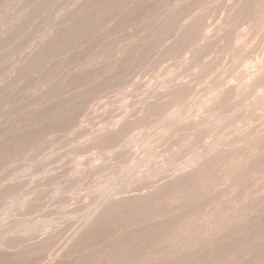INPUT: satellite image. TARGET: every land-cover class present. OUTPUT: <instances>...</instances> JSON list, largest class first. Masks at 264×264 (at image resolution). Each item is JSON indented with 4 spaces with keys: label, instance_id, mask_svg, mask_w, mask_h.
I'll return each instance as SVG.
<instances>
[{
    "label": "rangeland",
    "instance_id": "374dc122",
    "mask_svg": "<svg viewBox=\"0 0 264 264\" xmlns=\"http://www.w3.org/2000/svg\"><path fill=\"white\" fill-rule=\"evenodd\" d=\"M73 1H75V0H68L67 2H65L68 4H65L64 0H62L61 1L62 4L61 3L58 4V2H60L58 0H0V46H2V48L5 47L4 49H1V47H0V50H2V51H0V65L5 64V66L4 65L0 66V85H1L0 86V105H1V107L5 106L4 108L7 111H9V113H8L4 110L6 113H8V114H6V113L4 114V111H2L3 107L1 108L2 110L0 109V112L2 111V115L0 114L1 115L0 121L2 119L7 120V121L0 122V160L5 159L10 154L19 153L28 147L34 146L35 144L39 143V141L43 138L44 135H46L48 133L67 130L70 126H73V125H75V123L78 122L79 117L86 110L88 104H90L101 93L111 92L112 90L116 89L121 84H123L126 77L128 76V74L133 72V70L136 67L145 64L151 58L150 53H152L153 48L156 46L155 42L159 41L161 35L163 34V33L157 32V28L159 27V22H158L159 21V13L161 12V9L165 4H171V3L175 2V0H128L132 3L131 4L130 2H127V0H124V1L121 0L120 2H119V0H117V2H116V0H111V2L109 0V5H108V0H106V1L105 0H98V1H101L99 3V6H98L97 0H89L90 2L88 0H86L87 2H89V4L84 0H79V2L77 0V1H75L76 4H74ZM82 1L85 4H82L81 3ZM103 1L107 5L105 3H103ZM132 1H134V4ZM124 2H126V4ZM205 2H207V0H192V4L189 5V8L199 7L200 4H203ZM78 3L80 4L79 7H78ZM260 3H261V0H233V5L228 6V0H220V3L215 7V9L210 10V12L208 14H206V16L198 18L200 21L199 23H194L193 25H190L189 26V28L191 27L190 29L185 28L184 31L186 29H188L185 35L183 34L184 31H182V32H180L179 36H176V29L179 26L178 21L169 20L168 24L164 28V32H167V38L168 39H172L173 37H175V39L173 40L172 45H170L169 48L165 50L166 53H168L170 55H182L184 53V51H186L188 49H194L192 63L184 70L185 73H189L191 71V69L193 67H196L197 65H202L206 57L212 56V59L208 61V64L204 65V68L207 69V71H202L200 75L193 77V80H196L197 82L202 81L205 76H207L211 73V71H214L217 67H219L224 62L226 56L229 57L228 58V65L231 66L233 59L235 57L239 56L242 52H244V48L247 46V44L251 43V37H250L249 40L244 45H241L242 47L240 46L239 48H235V41L237 39V29L240 26V24L252 21L253 26H254L253 35L256 34L255 29H258L260 27L258 17L251 14L253 6L260 4ZM54 4H55V6H54ZM63 4H65V6ZM110 4H114L115 7L113 5H111L112 6V8H111ZM123 4H125V5H123ZM236 4H240V8L237 9L236 13L233 14L231 17L226 15L225 18L221 21V23L216 26L212 35L207 38L206 42L202 45H199V41L202 39L203 28L206 26L207 15H210L211 11L215 12V16L212 17V24L215 25L216 21L220 19V13L222 11H225V10L227 12H231L232 7L235 6ZM72 5H73V7H71ZM74 5H76V7ZM82 5H83V7H82ZM87 5L89 6V9H88ZM91 5H93V6H91ZM56 6L58 7V9L60 11L58 10V12H55V11H57V9L55 10ZM80 6L82 9H85V10H82L80 8ZM96 6H98V8H99V9L97 8L98 11H96ZM108 6H110V7H108ZM60 7H63V8L60 9ZM65 7H67V8H65ZM93 7L95 8V10H94L95 12L91 11V12L86 13L87 10H92ZM74 8L75 9L77 8V9L75 10ZM78 8H80L79 13L77 12ZM103 8H105L106 10H108L107 8H109V10L110 9L111 10L110 11L108 10L109 11L108 12V11L104 10ZM64 9H66V10H64ZM67 9H68V13L69 12L72 13V14H70L72 17L70 16L69 19H67V17L69 16V14L67 13ZM52 10H55L54 11L55 13L50 12ZM69 10H71V11H69ZM74 11L77 13H74ZM241 11L244 12V14ZM48 12H49V15H48ZM97 12H98V14H97ZM94 13H96V15ZM52 14L53 15L55 14V16H53ZM57 14L60 15L61 17L57 16ZM74 14H78L77 16H79V15L82 16L85 14L86 15L83 16L84 18L82 17L81 18L82 20L80 19L81 20L80 21L76 15L74 17ZM81 16H79V18ZM104 16H106V17H104ZM73 17L76 18L77 21H74L76 19H73ZM96 17H97V19H96ZM42 19H44V20L48 19V21L45 20L47 23ZM56 19H57V21H56ZM69 20H72V21H69ZM83 20H84V24H83ZM63 21H65L67 23V25L65 24V22L63 23ZM78 21H80L81 25L83 24L82 25L83 27L81 25H79V23H77ZM39 22H41L42 24ZM49 22H51V23H49ZM52 22H53V24H52ZM68 22H72V23H68ZM91 22H94V23L90 24ZM43 23L45 24V26ZM75 23H76V25H75ZM49 24H52L53 26L49 25ZM64 24H65V26H64ZM88 24H90V25H88ZM35 25L36 26L40 25V28H39V26H37V28H35L36 27ZM73 25H75L77 29L75 28V26L73 27ZM78 25L81 26L80 27L81 29L80 28L78 29V27H79ZM71 26L73 28H75L76 32L73 33L74 29H72ZM207 26H210V25H207ZM53 27H56V28H53ZM66 27L69 28L71 33L69 32V30ZM33 28H35V32H34ZM59 29H62L63 31L60 30L62 32L59 33ZM44 31L46 32V34ZM81 31H83L82 32L83 34L81 33L82 35L80 34ZM27 32H28V34H27ZM38 32H41V34H39ZM42 32H44V33L42 34ZM65 32L66 33L68 32V34H66ZM16 33H18V35ZM30 33H32V34L35 33L34 37H36V38H32L33 35ZM56 33H59L61 36H64V38H65V35H67V36L70 35V37L68 39L69 41L67 40L68 37H66V40H64L63 37H61L60 35L58 36ZM29 34L32 37H30ZM38 34L40 35L41 39L38 38V36H39ZM22 35H25V36H22ZM77 35H79V36H77ZM85 35H86V37H85ZM187 35H188V37H187ZM81 36L84 39H82ZM21 37L22 38L25 37V38L22 39ZM42 37H44V38H42ZM52 37H54L56 40L52 39ZM57 37H58V39H57ZM59 38H62V39L60 40ZM35 39L40 40L41 44L39 43L38 40L35 41ZM12 40H14V41L16 40V43L14 41L12 42ZM50 40H55V41H50ZM57 40L60 43V45H57V44H59L57 42ZM62 40L65 41L64 44L62 43ZM71 40H72V42H71ZM137 40H138V42H137ZM45 41L48 43H45V45H44L43 43ZM139 41H141V42H139ZM262 41H264V38H262ZM7 42H10V43L7 44ZM54 42H55V44H54ZM14 43L16 46L14 45ZM18 43L20 45L17 46ZM11 45H12V47H11ZM50 45H51V48H50ZM197 45H199V46L197 47ZM6 46H8V47H6ZM13 46H14V48L16 47L15 50H14ZM19 46L23 51L20 50ZM43 46L46 47L45 50H43V48H41ZM29 47H31V49ZM55 47H57V48H55ZM252 48L250 49V51L245 53V55H244L245 59L251 58L255 53H257L259 51L260 43H257ZM254 48H256V49H254ZM8 49H12V50H10V52H9ZM37 49H39L38 52L36 51ZM40 49H42V51L45 52V54L42 51H40ZM49 49H51V50H49ZM13 50L16 52L15 54H13L14 53V52H12ZM50 51L55 53V55L52 53L53 54V56H52ZM67 51H70V52H67ZM108 51H110V53ZM19 53H22V54H19ZM16 54H18V55H16ZM41 54H44V56L47 55L48 57L47 56L43 57V55H41ZM40 55L42 58L39 57ZM26 56L28 58H26L27 60L24 61ZM34 58H36L37 60ZM46 61H48V62H46ZM59 61H61V62H59ZM33 62H35V63H33ZM41 63H43V64H41ZM36 64H38L37 65L38 68L34 69V67H36ZM11 65H14V66L11 67ZM34 70H36V71H34ZM183 74L184 73H181V75H183ZM17 77H18V79H17ZM50 77H51V80L49 79ZM44 79L51 82V85L49 84V82L47 83V81H45ZM1 80H2V83H1ZM15 80H17L18 82L17 81L16 82L20 85H18L15 82ZM260 82H264V77L258 78L257 83H260ZM14 83L17 85L15 86ZM42 83H43V85H42ZM44 83H45V85H44ZM38 84L40 86H38ZM47 84H48V86H47ZM32 87H34L35 89ZM36 89L38 91L42 90V92L36 91L37 92V94H36V92L34 91ZM30 91L31 92L33 91L35 93L32 92V94H31ZM44 91H46V94L42 95L43 93H45ZM174 91L175 92L172 93L173 95L181 94V92L183 95H187V94H190L193 91V89H190V88H188L187 85H184L183 87H178ZM234 91H235L234 89H232V90L230 89L229 93L231 94ZM29 92L31 95H28ZM40 95L42 97L41 99L39 98ZM43 96H44V98H43ZM160 96H157L156 102L149 105L150 109L153 112H156L163 107V105H161L159 102L161 100H163L164 97H162L163 95H160ZM24 98L25 99L27 98L24 101H28V100L29 101L26 103L24 102V104H23V100H19V99H24ZM32 98H34L35 101L32 100ZM45 98L47 99L46 102H45V100H46ZM16 99L19 100V102L15 101ZM7 101L10 105H8V103H6ZM36 101H37V104H34V103H36ZM40 101H44V104H43V102H41V104H43V106L38 105V104H40ZM1 102H2V104H1ZM4 102L7 104V106H9L11 108L7 107L6 104H3ZM13 102L14 103L17 102V103L14 105V104H12ZM18 103L19 104L21 103V105L19 106ZM152 105H153V107H152ZM36 106H38L39 108L38 107L36 108ZM9 109L10 110L12 109L11 110L12 113H10ZM33 109H35L34 110L35 113H32ZM37 109H38V111H37ZM30 110L32 112H29ZM31 113H32V115H31ZM9 114H11V117H9L10 116ZM24 115L26 117H28L27 118L28 120L30 118V120L29 121L25 120L26 117ZM33 115H34V117H32V119H31L30 116H33ZM3 117H5V118L7 117V119H5ZM8 118H9V120H8ZM106 119H107V117L102 116L101 122H103ZM23 120H24V122H23ZM18 121H20V122H18ZM123 129L119 133H113V134H109V135L103 137L102 138V145L103 146H113V145L117 144L119 142L120 136L123 135L124 132L127 130L126 128H123ZM86 150L87 149H81V151H86ZM39 170L40 169L38 168L37 171H39ZM66 171L67 170H65V172ZM64 174L65 173H61L60 175H64ZM183 177L184 176H182L180 178H183ZM56 179H59V176L56 177ZM196 180L197 179L195 178L191 182V184H190V186H188V189L186 192H185V190L182 191V185L181 184L177 185L176 187H172L173 189L172 188L168 189L169 187H166L169 190L168 194L166 192L165 195L160 197L161 200L159 199L158 201H156L155 204H152L151 208H150V206L147 207L145 210L146 212L143 211L142 213H140L139 216L135 220H130V221L125 223L124 221H120V220L115 219L116 223H113L115 226L112 224V222H114V221L111 220L110 223L109 222L105 223L106 228H105V224H102V231H101V225H100V226L93 228V229H96L95 231L93 229H92L93 231L90 230V232L92 231L90 233L89 230L86 228L87 225H85L83 222L87 217H91V219H92L97 214V212L95 211L94 208L89 209L86 212L84 217H78L77 219H62V217L73 216V215H76L77 213L84 212L85 208H87V205L78 204V206L76 208L71 209L67 213L61 212V211H59V209L49 208L48 211L42 212L41 215L39 217H37V219L43 220L45 222L51 221L52 222V230H54L53 232H52V230L45 232L44 231L45 225H43V224L38 225L37 230L30 231L27 235H21V234L17 233V234L6 236L3 231H0V264H106V262H107V264H130L132 262H133L132 264H135L136 262H139V264L140 263L141 264H143V263L147 264L148 262H146V261H148V260H149L148 264H150L151 262H154V264H160L161 262L165 263V262H163V260L166 262H170L172 264H173V262H175V260H176L175 264H178L179 262H180V264H186L188 261L187 259H189V261L187 263V264H189V262H191V263L193 262V257H194L195 264H201L203 257H204V259H203L202 264L204 262H206L207 259H209L208 261H210V262L212 261L211 262L212 264H214V263L215 264H219V263L220 264H222V263L223 264H228V263L233 264L234 262H235V264H238L240 262V261H238L239 258H240L239 260H241V259L243 260L242 261L243 264L251 263L250 262V261H252L251 259H253V260L255 259L254 262H256V263L258 262V264H261L262 263L261 261L264 258V246H262L264 243L263 242L264 241L263 240L264 239V228H263L264 227V201H263L264 196H261V198L263 197L262 200L259 197L260 200H258V201H257V199H259V198L254 197V196H258L254 193H257L259 191V188H257L258 189L257 190L256 188L252 187L254 181L248 182L245 186L244 182H243L244 178L242 176H239V174H238L237 179L236 178L233 179L227 186L221 187L222 189L220 187H216L217 189L215 188V190L218 191V192H216L213 188H211L208 185H204L205 187H201V185L198 184L199 182ZM49 182H51V181H49ZM231 184L234 186H232ZM241 185H242V189L240 187ZM166 186H168V185H166ZM196 188H197V191H196ZM198 188H200V189H198ZM209 189H210V193H209ZM237 189L238 190L241 189L240 190L241 193H240V191H237ZM248 189L256 190V192L251 191L246 196V192ZM193 190H194V192H197V193H194ZM133 191L135 192L138 190H133ZM191 191H192V193H191ZM236 192H237V194H236ZM186 193L188 194V196ZM203 194H205L207 197L206 196L203 197ZM230 194L231 195L234 194V195L231 196ZM240 194H242V196ZM44 195H47V193H45ZM133 195L127 196L125 198H128V197L132 198ZM210 195H211V197H210ZM215 195H216V197H217V195H219L217 197L219 199H217V198L215 199ZM251 195H252V197H251ZM137 196H141V195H137ZM137 196L134 195V197H137ZM239 196H241V197L239 198ZM229 197L230 198L234 197L237 200H235L234 198L231 200V199H229ZM125 198H123V199H125ZM203 198H205V199H203ZM212 198H214V200ZM251 198H253V199L256 198L255 199L256 201H253V199H251ZM119 200H121V199H119ZM205 200L209 204L206 203ZM229 200H231V201H229ZM219 201H220V203H219ZM227 201H228V203H227ZM245 201L256 202V204L248 203ZM262 201H263V203H262ZM56 203H60V202L58 201ZM200 203H201V205H199ZM203 203H205L206 205ZM217 203H219V204L217 205ZM246 203H247V205H245ZM228 204H230V206ZM192 205L195 209H193ZM225 205H227V206L225 207ZM244 205L249 206V207H251V205L256 206V208H258V209L255 208V210H252V208H250V210H249L246 207L245 208L246 211H245L244 207H242ZM257 205H260L261 207H259V206L257 207ZM239 207L241 209H244V210H241ZM196 208H198V211ZM210 209L212 210L210 212H214L213 210L215 209V211L217 213H219L218 211L220 209L222 210V211H220L222 213L219 214L220 216H218L217 220H215V219L212 220L211 217L206 216V215L204 217V220H200L199 218L196 220L195 216L198 215V213H200V212L201 213H207ZM231 209H234V210H231ZM202 210H203V212H202ZM237 210L240 212L243 211L242 214H245L246 212H248V210H249V212L246 213V215H243V217H242L241 216L242 214L240 215ZM148 211H150V212H148ZM185 211H186V213H185ZM183 212L185 213V215ZM194 212H195V214H194ZM234 212H235V214H234ZM236 212H238V213H236ZM147 213H148V216H146ZM182 213H183L184 217H182L183 216L182 215L181 219H184V218L190 219V217H191V219H190L191 225L190 226L188 225L187 228L182 230L183 232L179 231V233H177V234L172 233V234H175V235H173L174 238L172 237V234H169V233H167V235L165 234L167 239L165 236H164L165 238L164 237L161 238L160 235H162L161 234L162 232L160 229H162V228H160L161 226L159 227V224L161 225L164 222V219H166V220L171 219L172 220L173 217L176 218L177 215H178L177 219H180V214H182ZM160 214H161V216H160ZM229 214L231 216H229ZM237 214L239 215V217H236V216H238ZM248 214H249V216H247ZM144 215L146 218L144 217ZM142 216L144 217V221L142 220L143 219ZM186 216H188V217H186ZM148 217H149V219H147ZM157 217H158V219H157ZM161 217L163 220H161ZM229 217L231 218V220H229L230 219ZM232 217L235 218L234 220H236V222H237V223L235 222V224L233 223V225H232V221H233ZM240 217H242V218L240 219ZM145 219H146V221H145ZM154 219H156V220H154ZM159 220H161V222H159ZM89 221H88V223H89ZM152 221H153L152 226L154 228H156L154 230H153L152 226H149V225H151ZM173 221H175V220H173ZM56 222H57V224H56ZM117 222H118V224L121 223V224H119L121 227L117 224ZM250 222H251V224H250ZM171 223L169 222V224H171ZM220 223H222L223 225ZM60 224H61V226H59ZM65 224L67 225V227L69 226L68 230H69V228L71 230L68 231L67 227H65L66 226ZM139 224L141 225V227ZM245 224H246V226H245ZM126 225L128 227H126ZM132 225L134 228L132 227ZM145 225L147 226V228L149 230L146 229ZM249 225H250V227H249ZM254 225H255V227H254ZM256 225H258V226H256ZM57 226H59V227H57ZM113 227H115V228H113ZM59 228H61L60 230L65 229L62 231L63 234H60L61 231L57 230ZM121 228L124 230H122ZM141 228H143V229H141ZM225 228H227V229H225ZM85 229H87L88 231L87 230L85 231ZM117 229H118V235L116 232ZM131 229L135 230L134 233ZM250 229H253V230H250ZM143 230L144 231L147 230L148 232L145 231L146 232L145 233ZM255 230H257V232ZM58 231H60V233H57ZM149 231L152 233H150ZM155 231L157 232L156 236L159 235V237L157 236V238H156V236H153L156 233ZM85 232H88V233H85ZM126 232H128V233H126ZM135 232L139 233V234H136ZM141 232H143V233H141ZM184 232H186V233H184ZM198 232H199V234H198ZM217 232H218V234H216ZM223 232H224V234H223ZM226 232H228V233L225 234ZM52 233L54 234V236L52 235ZM55 233L57 235L59 234L61 236L62 235L64 236V233H66L65 235L66 236L68 235V236L67 237L62 236V239H61L60 236L58 235L59 240L60 239L63 240V241L60 240V242H61L60 243L59 240L57 239L58 236H56ZM68 233H70V235ZM124 233H126V234H124ZM129 233H130V235H128ZM253 233H254L255 237H256V235H258V236L256 238H253L254 237V236H252ZM47 234L52 235L53 237L56 236V238H51V236L48 237ZM119 234L121 235V239L122 238L124 239V237H125V239L122 241L121 240L119 241V239H118V238H120ZM127 235H128V237H127ZM132 235H133V238H132ZM180 235L182 236V238ZM213 235H214V237H213ZM222 235H223V237H222ZM239 235H241V236H239ZM43 236L45 238L47 237L46 241L42 240L44 238ZM90 236H92V237H90ZM142 236H144V237L141 238ZM145 236H147V237H145ZM149 236H151V238H153L152 239L153 242ZM208 236H209V238H208ZM81 237L82 238L86 237L87 239L84 240V238L82 239ZM187 237H188V239H187ZM220 237H222V242L219 240ZM131 238H132V240L133 239H135V240L132 241ZM179 238H180V240H179ZM213 238H214V240H213ZM223 238H225V239H223ZM227 238H229V239H227ZM252 238H253V240L255 239L254 240L255 242L252 240ZM50 239H51V241H50ZM142 239H143V241H141ZM161 239H162V241H161ZM202 239H206V240L202 241ZM216 239L218 240V242L216 241ZM236 239H239L237 241H240V240L241 241L237 242V241H235ZM54 240L55 241L58 240V241L56 243H53V242H55ZM138 240H139V242H138ZM242 240H244V241H242ZM250 240L252 241L253 244L251 243ZM125 241H127V242H125ZM155 241H158V242H155ZM196 241L199 244L198 245L199 247L202 246L201 250H200L201 247L200 248L198 246L196 247V245H197ZM210 241H212V244L215 245V249H214V245L210 244L211 243ZM215 241H216V243H215ZM141 242H143V243L141 244ZM162 242L165 243V244H163V247H162ZM249 242L251 245L249 244ZM121 243L122 244L124 243L123 244L124 246ZM128 243L129 244L131 243V244L129 245ZM135 243H138V244H135ZM139 243H140V245H139ZM145 243L147 244V246L145 245ZM185 243L187 244V246H185L186 245ZM217 243H219V245H217ZM230 243H231L232 248L230 247ZM254 243H255V246H254ZM113 244H116L117 246H120L121 248L118 247V249H117V246L115 245L116 247H113ZM189 244L192 245V246H190L191 249H190V247L188 248ZM203 244H206V245L204 246ZM236 244H238V246ZM247 244H249V245H247ZM125 245L127 247H125ZM136 245L138 246V248L140 247V250H138L140 252L137 251L138 248ZM167 245H169V246H167ZM232 245H234V247ZM235 245L237 246V248L235 247ZM260 245H261V247H260ZM155 246H156L157 250L155 249ZM158 246H159V249L161 251L158 250ZM165 246H167V247H165ZM207 246H209L208 247L209 249L206 248ZM225 246H226V248H225ZM242 246H243V249L246 250V252L248 249H249L248 251H250V250L254 251L253 255L251 254L252 256H248V253H250L251 251L248 252L247 255H244V254H246V252L241 251L240 248H242ZM256 246H258V247H256ZM123 247H125V248L122 250ZM128 247L129 248L131 247V248L128 249ZM146 247L148 248V250H146L147 249ZM151 247H154V248L151 249ZM169 247H171L170 252H167V251H169L168 250ZM203 247L205 248L206 251H203L204 250ZM222 247L225 248L226 250L225 249L222 250L221 249ZM250 247H252V248H250ZM142 248H143V250L145 249V251H146V252L144 251L143 254H146L147 252H149L147 255H143L144 257L141 256L142 255L141 252L143 251ZM163 248L164 249L167 248V249H165V252H164V250L162 252ZM172 248L173 249L179 248L178 250L184 248V250L183 249L180 250L182 252L181 253L180 251H177V249L173 250ZM196 248H199V250ZM211 248H212V250H211ZM187 249H189V251L187 253H189L190 256L188 254L186 255L185 250H187ZM192 249L196 250V251H193ZM258 249H259V251H257ZM60 250L61 251L63 250V251L61 252ZM134 250H135V252L133 255ZM215 250H217V251H215ZM232 250H234V251H232ZM236 250H238V251H236ZM113 251L116 253H114ZM121 251H124L126 253L123 252L124 253L123 254ZM158 251H160V253ZM171 251H172V253H171ZM200 251H202V252H200ZM208 251H209V253H208ZM214 251L217 252L218 254L215 253ZM221 251L225 252V253L227 252V254H230V252H231L230 255H233L234 257L236 255L237 258L235 257V259L237 261H235L233 256L231 259H234V260L233 261L229 260L228 258H230L231 256L229 255V257H228V255L221 253ZM129 252H131V253H129ZM196 252L201 253V254H196ZM206 252L208 253V255L212 252L213 257L211 256V254L208 257V255H206L207 254ZM236 252H237V254H236ZM241 252L244 254H241ZM112 253L115 254L116 258L117 257H121V258L120 259L117 258V260H115L116 258H114V256H113L114 254H112ZM118 253L120 255H122V256L124 255V256L122 257ZM128 253L131 256L133 255L135 258H138V260L135 259V260H132V262H131L130 259H132V258H130V259L128 258V256H129ZM136 253H137V255H136ZM164 253L166 254V256H168L167 257L168 259L165 258L166 257L165 255L162 256V254H164ZM173 253H175L176 256H173L174 255ZM178 253H181L183 256L181 254L179 255ZM190 253L193 254V256ZM202 253L204 256L202 255ZM220 253L222 255V258L220 255V258L218 259L217 257L219 256ZM138 254H139V257H138ZM152 254H154V255H152ZM158 254H161V256H159ZM215 254L217 257L216 256L214 257ZM238 254H239V256H238ZM256 254H258V257L256 256ZM261 254H262L263 258L261 257ZM156 255H158L157 258H155ZM169 255H170V257H169ZM198 255H199V257H198ZM223 255H225L224 257H225V259H227L228 262L223 258ZM131 256H129V257H131ZM171 256L174 257V261H173V258ZM188 256L191 257V259ZM195 256H196V258H199V259H195ZM134 257H133V259H134ZM159 257H160V260L158 259ZM210 257L213 259L217 258L216 259L217 261L214 259L215 260V262H214V260L211 259ZM246 257L247 258L250 257V258H248L247 262H245ZM139 258L141 260L143 259V261L142 262H141V260L139 261ZM144 258H145V260H144ZM161 258H163V259H161ZM170 258H172V259H170ZM178 258H179V260H177ZM205 258H207V259H205ZM121 259L123 260V262ZM157 259L159 261H161V260L162 261L159 262V261H157ZM118 260H121V261H118ZM154 260H156V261H154ZM183 260H185V261H183ZM197 260H199V261H197ZM218 260L219 261L221 260L222 262L221 261L219 262ZM224 260H225V262H223ZM134 261H135V263H134ZM177 261H179V262H177ZM208 261H207V263L209 264L210 262H208ZM194 262H193V264H194ZM170 263H168V264H170ZM242 263L240 262V264H242ZM136 264H138V263H136ZM262 264H264V262Z\"/></svg>",
    "mask_w": 264,
    "mask_h": 264
},
{
    "label": "clouds",
    "instance_id": "9594fccd",
    "mask_svg": "<svg viewBox=\"0 0 264 264\" xmlns=\"http://www.w3.org/2000/svg\"><path fill=\"white\" fill-rule=\"evenodd\" d=\"M219 3L207 0L192 8V0L165 4L157 28L163 34L145 64L128 74L119 87L88 104L75 125L48 133L34 146L0 160V231L6 236L27 235L42 224L45 232L51 231V221L37 219L49 208L67 213L78 204L87 205L84 212L62 217L77 219L89 209L99 212L129 195H158L170 182L193 173L214 190L227 186L239 174L245 186L254 181L252 187L259 188L256 195L264 196V82L257 83L264 77V0L251 12L260 24L256 34L252 21L237 29L235 48L250 37L251 43L231 66L226 56L202 81L193 77L207 71L204 65L212 56L185 73L194 49L182 55L165 51L175 39H168L164 32L169 20L178 21L179 36ZM232 5L233 0H228V6ZM238 8L240 4L231 12L222 11L215 25V12L211 11L199 45ZM257 43L259 51L245 59V53ZM184 85L193 91L172 94ZM230 89L235 91L230 94ZM160 95L163 107L153 112L149 105ZM102 116L107 117L103 122ZM123 128L127 130L117 144L102 145L103 137Z\"/></svg>",
    "mask_w": 264,
    "mask_h": 264
},
{
    "label": "bare ground",
    "instance_id": "6f19581e",
    "mask_svg": "<svg viewBox=\"0 0 264 264\" xmlns=\"http://www.w3.org/2000/svg\"><path fill=\"white\" fill-rule=\"evenodd\" d=\"M58 1H60V2H58V4H59V3L62 4V2H61L62 0H58ZM67 1H68V0H67ZM67 1L64 0V3L67 2ZM75 1H77V0H75ZM75 1H73L74 4H76ZM84 1H86V0H84ZM88 1H89V0H88ZM97 1H98V0H97ZM105 1H106V0H105ZM120 1H121V0H119V2H120ZM123 1H124V0H123ZM78 2H79V0H78ZM86 2H87V1H86ZM89 2H90V1H89ZM89 2H87V3L89 4ZM100 2H101V1H98V3H97L98 6H99V3H100ZM110 2H111V0H110ZM116 2H117V0H116ZM127 2H130V1L127 0ZM132 2H133V4H134V1H132ZM81 3H82V4H85L83 1H82ZM103 3H105V2L103 1ZM113 3H114V2H113ZM121 3H122V2H121ZM121 3H120V4H121ZM124 3L126 4V2H124ZM130 3H131V2H130ZM65 4H68V3H65ZM65 4H63V5L65 6ZM105 4H106V3H105ZM125 4H123V5H125ZM131 4H132V3H131ZM246 4H247V3H246ZM63 5H62V6H63ZM79 5H80V4L78 3V7H79ZM106 5H107V4H106ZM106 5H105V6H106ZM108 5H109V0H108ZM111 5L114 6V4H110V6H111ZM123 5H122V6H123ZM249 5H250V4H249ZM54 6H55V4H54ZM69 6H70V5H69ZM74 6L76 7V5H74ZM85 6H86V5H85ZM85 6H84V7H85ZM91 6H93V5H91ZM98 6H96V11H98V10H97ZM110 6H108V7H110ZM71 7H73V5H72ZM82 7H83V5H82ZM87 7H88V9H89V6H88V5H87ZM106 7H107V6H106ZM114 7H115V6H114ZM251 7H252V6H251ZM17 8H18V7H17ZM61 8H63V7H60V9H61ZM65 8H67V7H65ZM80 8H81V6H80ZM80 8H78V10H77L78 13H79V9H80ZM111 8H112V6H111ZM56 9H57V11H55ZM70 9H71V8H70ZM74 9H75V8H74ZM76 9H77V8H76ZM76 9H75V10H76ZM81 9H82V8H81ZM98 9H99V8H98ZM103 9L106 10L105 8H103ZM107 9L109 10V8H107ZM157 9H158V8H157ZM55 10H52V11H50V12H52V13H53L54 11H55V12H58L59 9H58L57 6H56ZM64 10H66V9H64ZM71 10H72V9H71ZM71 10H69V11H71ZM82 10H85V9H82ZM94 10H95V8L93 7L92 10H87L86 13H87V12H91V11L95 12ZM108 10H106V11H108ZM110 10H111V9H110ZM110 10H109V11H110ZM59 11H60V10H59ZM106 11H105V12H106ZM109 11H108V12H109ZM158 11H159V10H158ZM55 12H54V13H55ZM77 12L74 11V13H77ZM241 12H242V11H241ZM60 13H61V12H60ZM60 13H59V14H60ZM67 13H68V9H67ZM67 13H66V14H67ZM99 13H100V12H99ZM106 13H107V12H106ZM106 13H105V14H106ZM242 13L244 14V12H242ZM68 14H69V16H68V17L66 16L67 19H69V17L71 16L70 14H72V13L69 12ZM80 14H81V13H80ZM94 14L96 15V13H94ZM97 14H98V12H97ZM48 15H49V12H48ZM50 15H51V14H50ZM52 15H53V14H52ZM63 15H64V14H63ZM75 15L77 16L78 14H74V17H75ZM85 15H86V14H85ZM85 15H82V16L79 15V16H81V17L79 18V16H77V18L80 20V19H81L83 16H85ZM122 15H123V14H122ZM53 16H55V14H54ZM53 16H52V17H53ZM57 16H60V15L57 14ZM238 16H239V15H238ZM48 17H49V16H48ZM52 17H51V18H52ZM60 17H61V16H60ZM64 17H65V16H64ZM71 17H72V16H71ZM74 17H73V19H76V18H74ZM94 17H95V16H94ZM99 17H100V16H99ZM104 17H106V16H104ZM104 17H103V18H104ZM43 18H44V17H43ZM45 18H46V17H45ZM55 18H56V17H55ZM57 18H58V17H57ZM83 18H84V17H83ZM236 18H237V17H236ZM238 18H239V17H238ZM64 19H65V18H64ZM70 19H71V18H70ZM94 19H95V18H94ZM96 19H97V17H96ZM42 20H44V19H42ZM45 20L48 21V19H45ZM45 20H44V21H45ZM52 20H53V19H52ZM54 20H55V19H54ZM81 20H82V19H81ZM81 20H80V21H81ZM98 20H99V19H98ZM46 21H45V22H46ZM50 21H51V20H50ZM56 21H57V19H56ZM59 21H60V20H59ZM67 21H68V20H67ZM69 21H72V20H69ZM74 21H77V19L74 20ZM80 21L77 22V23H79V25H81V24H80ZM54 22H55V21H54ZM64 22H65V21H63V23H64ZM128 22H129V21H128ZM39 23H41V22H39ZM46 23H47V22H46ZM49 23H51V22H49ZM56 23H57V22H56ZM58 23H59V22H58ZM68 23H72V22H68ZM92 23H94V22H91L90 24H92ZM41 24H42V23H41ZM43 24H44V23H43ZM52 24H53V22H52ZM52 24H49V25H52ZM65 24L67 25L66 22H65ZM65 24H64V26H65ZM83 24H84V20H83ZM83 24H82V25H83ZM90 24H88V25H90ZM137 24H138V23H137ZM46 25H47V24H46ZM55 25H56V24H55ZM75 25H76V23H75ZM75 25H73V27H74ZM79 25H78V26H79ZM82 25H81V26H82ZM15 26H16V25H15ZM35 26H36V25H35ZM37 26H39V28H40V25H37ZM37 26H36L35 28H37ZM44 26H45V24H44ZM52 26H53V25H52ZM56 26H57V25H56ZM58 26H59V25H58ZM81 26H79L78 29H79ZM141 26H142V25H141ZM33 27H34V26H33ZM47 27H48V26H47ZM61 27H62V26H61ZM71 27H72V26H71ZM73 27H72V29H74V31H73V33H74V32H76V30H75L76 26H75V28H73ZM82 27H83V26H82ZM85 27H86V26H85ZM35 28H33V29H34V32H35ZM39 28H38V29H39ZM53 28H56V27H53ZM66 28H67V27H66ZM190 28H191V27H190ZM190 28L188 27V29H190ZM192 28H193V27H192ZM44 29H45V28H44ZM62 29H63V28H62ZM62 29H59V33H61V32L64 30V29H63V30H62ZM67 29L69 30V28H67ZM67 29H66V30H67ZM76 29H77V28H76ZM80 29H81V28H80ZM85 29H86V28H85ZM188 29H186L185 31L183 30V31H184V33H183L184 35L186 34V32H187ZM26 30H27V29H26ZM29 30H30V29H29ZM60 30H62V31H60ZM21 31H22V30H21ZM96 31H97V30H96ZM190 31H191V30H190ZM29 32H30V31H29ZM32 32H33V31H32ZM44 32H45V31H44ZM44 32H42V34H43ZM57 32H58V31H57ZM69 32H70V30H69ZM82 32H83V31H81L80 34H81ZM85 32H86V31H85ZM36 33H37V32H36ZM38 33L41 34V32H38ZM49 33H50V32H49ZM59 33H56V34L59 36V35H60ZM65 33H66V32H65ZM70 33H71V32H70ZM70 33H69V34H70ZM73 33H72V34H73ZM90 33H91V32H90ZM99 33H100V32H99ZM189 33H190V32H189ZM16 34L18 35V33H16ZM23 34H24V33H23ZM25 34H26V33H25ZM27 34H28V32H27ZM27 34H26V35H27ZM30 34H32V33H30ZM30 34H29V36H30ZM34 34H35V33H34ZM34 34H32L33 37H32V36H30V37H32V38H36V37H34ZM39 34H38V35H39ZM45 34H46V32H45ZM45 34H44V35H45ZM66 34H68V32H67ZM82 34H83V33H82ZM82 34H81V35H82ZM84 34H85V33H84ZM64 35H65V34H64ZM73 35H74V34H73ZM184 35H183V36H184ZM19 36H20V35H19ZM22 36H25V35H22ZM41 36H42V35H41ZM54 36H55V35H54ZM60 36H61V35H60ZM77 36H79V35H77ZM17 37H18V36H17ZM61 37H63L64 40H66V37H68V38H67V40H68L69 37H70V35H69V36L65 35V38H64V36H61ZM85 37H86V35H85ZM184 37H185V36H184ZM187 37H188V35H187ZM19 38H20V37H19ZM21 38H22V37H21ZM23 38H25V37H23ZM23 38H22V39H23ZM38 38H40V35L38 36ZM42 38H44V37H42ZM81 38L84 39L82 36H81ZM140 38H141V37H140ZM26 39H27V38H26ZM40 39H41V38H40ZM45 39H46V38H45ZM52 39H55V38L52 37ZM57 39H58V37H57ZM59 39L61 40L62 38H59ZM70 39H71V38H70ZM85 39H86V38H85ZM36 40H38V39H35V41H36ZM55 40H56V39H55ZM55 40H50V41H55ZM60 40H59V41H60ZM72 40H73V39H72ZM72 40H71V42H72ZM138 40H139V39H138ZM138 40H137V42H138ZM13 41H14V40H12V42H13ZM28 41H29V40H28ZM28 41H27V42H28ZM32 41H33V40H32ZM38 41H39V43H40V40H38ZM47 41H48V40H47ZM68 41H69V40H68ZM10 42H11V41H10ZM10 42H7V44H9ZM12 42H11V43H12ZM14 42L16 43V40H15ZM18 42H19V41H18ZM57 42H58V40H57ZM57 42H56V43H57ZM64 42H65V41L62 40V43H63V44H64ZM139 42H141V41H139ZM15 43H14V45H15ZM35 43H36V42H35ZM45 43H48V42L45 41L43 44L45 45ZM58 43H59V42H58ZM67 43H68V42H67ZM7 44H6V45H7ZM30 44H31V43H30ZM40 44H41V43H40ZM51 44H52V43H51ZM54 44H55V42H54ZM65 44H66V43H65ZM71 44H72V43H71ZM12 45H13V44H12ZM12 45H11V47H12ZM18 45H20V44L18 43L17 46H18ZM38 45H39V44H38ZM57 45H60V43L57 44ZM57 45H56V46H57ZM15 46H16V45H15ZM69 46H70V45H69ZM69 46H68V47H69ZM0 47H1V49H4V48H5V47L2 48V46H0ZM6 47H8V46H6ZM52 47H53V46H52ZM57 47H58V46H57ZM57 47H55V48H57ZM63 47H64V46H63ZM241 47H242V46H241ZM13 48H14V46H13ZM15 48H16V47H15ZM15 48H14V50H15ZM19 48H20V46H19ZM26 48H27V47H26ZM29 48L31 49V47H29ZM41 48H43V50H45L46 47L43 46V47H41ZM50 48H51V45H50ZM79 48H80V47H79ZM108 48H109V47H108ZM110 48H111V47H110ZM67 49H68V48H67ZM112 49H113V48H112ZM252 49H253V48H252ZM254 49H256V48H254ZM8 50H9V52H10V50H12V49H8ZM14 50L12 51V52H14L13 54L16 53ZM20 50L23 51L21 48H20ZM38 50H39V49H37L36 51L38 52ZM46 50H47V49H46ZM49 50H51V49H49ZM52 50H53V49H52ZM68 50H69V49H68ZM0 51H2V50H0ZM40 51H42V49H40ZM40 51H39V52H40ZM47 51H48V50H47ZM65 51H66V50H65ZM249 51H250V50H249ZM24 52H25V51H24ZM27 52H28V51H27ZM27 52H26V53H27ZM37 52H36V53H37ZM42 52H43V51H42ZM50 52H51V51H50ZM57 52H58V51H57ZM57 52H56V53H57ZM67 52H70V51H67ZM108 52L110 53V51H108ZM36 53H35V54H36ZM43 53L45 54V52H43ZM52 53H53V52H51V54H52ZM59 53H60V52H59ZM59 53H58V54H59ZM8 54H9V53H8ZM11 54H12V53H11ZM19 54H22V53H19ZM44 54H41V55H43V57L47 56V55L44 56ZM53 54L55 55V53H53ZM53 54H52V56H53ZM60 54H61V53H60ZM16 55H18V54H16ZM26 55H27V54H26ZM28 55H29V54H28ZM41 55H40L39 57H41ZM75 55H76V54H75ZM29 56H30V55H29ZM249 56H250V55H249ZM19 57H20V56H19ZM47 57H48V56H47ZM73 57H74V56H73ZM26 58H28V57L26 56L25 59H24V61L27 60ZM41 58H42V57H41ZM52 58H53V57H52ZM29 59H30V58H29ZM34 59H36V58H34ZM73 59H74V58H73ZM36 60H37V59H36ZM50 60H51V59H50ZM22 61H23V60H22ZM44 61H45V60H44ZM44 61H43V62H44ZM38 62H39V61H38ZM38 62H37V63H38ZM41 62H42V61H41ZM46 62H48V61H46ZM59 62H61V61H59ZM72 62H73V61H72ZM8 63H9V62H8ZM22 63H23V62H22ZM33 63H35V62H33ZM13 64H14V63H13ZM41 64H43V63H41ZM2 65L5 66V64H2ZM2 65H0V66H2ZM14 65H15V64H14ZM14 65H11V67H13ZM37 65H38V64H36V67H34V69H35V68H38ZM39 65H40V64H39ZM41 66H42V65H41ZM43 66H44V65H43ZM32 68H33V67H32ZM14 70H15V69H14ZM34 71H36V70H34ZM15 76H16V75H15ZM20 77H21V76H20ZM21 78H22V77H21ZM21 78H20V79H21ZM46 78H47V77H46ZM17 79H18V77H17ZM20 79H19V80H20ZM49 79L51 80V77H50ZM44 80L47 81L46 79H44ZM257 80H258V79H257ZM16 81H17V80H15V82H16ZM17 82H18V81H17ZM17 82H16V83H17ZM48 82H49V81H47V83H48ZM53 82H54V81H53ZM1 83H2V80H1ZM3 84H4V83H3ZM14 84H15V83H14ZM17 84H18V83H17ZM17 84H15V86H16ZM49 84L51 85V82H49ZM18 85H20V84H18ZM42 85H43V83H42ZM44 85H45V83H44ZM50 85H49V86H50ZM0 86H1V85H0ZM13 86H14V85H13ZM38 86H40V85L38 84ZM47 86H48V84H47ZM36 87H37V86H36ZM32 88H34V87H32ZM34 89H35V88H34ZM40 89H41V88H40ZM45 89H46V88H45ZM19 90H20V89H19ZM231 90H232V89H231ZM27 91H28V90H27ZM34 91L36 92V91H38V90L36 89V90H34ZM40 91L42 92V90H40ZM40 91H38V92H40ZM25 92H26V91H25ZM30 92H31V91H30ZM30 92H29V94H28V93H27V94H28V95H31L33 91L31 92V94H30ZM35 92H33V93H35ZM44 92H45V93H43L42 95H45V94H46V91H44ZM47 92H48V91H47ZM174 92H175V91H174ZM232 93H233V92H232ZM36 94H37V92H36ZM181 94H182V92H181ZM38 95H39V94H38ZM21 96H22V95H21ZM34 96H35V95H34ZM47 97H48V96H47ZM160 97H161V96H160ZM162 97H163V96H162ZM19 98H20V97H19ZM22 98H23V97H22ZM39 98H40V99L42 98L41 95H40ZM43 98H44V96H43ZM26 99H27V98H26ZM26 99L24 98V99H19V100H23V104H24V102L26 103V102L29 101V100H28V101H24V100H26ZM28 99H29V98H28ZM40 99H39V100H40ZM45 99H46V98H45ZM45 99H44V100H45ZM160 99H161V98H160ZM19 100L16 99L15 101H18V102H19ZM32 100H34V98H32ZM42 100H43V99H42ZM13 101H14V100H13ZM34 101H35V100H34ZM46 101H47V99L45 100V102H46ZM20 102H21V101H20ZM41 102H43V104H44V101H40V104H38V105H40V106L42 105V106H43V104H41ZM6 103H8V101H7ZM6 103L4 102L3 104H6ZM16 103H17V102H15V103L13 102L12 104L15 105ZM33 103H34V102H33ZM1 104H2V102H1ZM34 104H37V101H36V103H34ZM8 105H10V104L8 103ZM18 105L20 106L21 103H20V104L18 103ZM6 106H7V104H6ZM12 106H13V105H12ZM2 107H3V106H2ZM2 107H1V105H0V109H1ZM4 107H5V106H4ZM4 107L2 108L3 110H2V109H1V110H2V111L5 110L6 112L9 113V111H7ZM7 107H9V106H7ZM13 107H14V106H13ZM33 107H34V106H33ZM37 107H38V106H36V108H37ZM152 107H153V105H152ZM9 108H11V107H9ZM36 108H35V109H36ZM38 108H39V107H38ZM35 109H33V112H32L31 110H30L29 112L35 113V112H34ZM9 110H10V109H9ZM11 110H12V109H11ZM11 110H10V113H12ZM2 111L0 112L1 115H2ZM5 111H4V114L6 113ZM37 111H38V109H37ZM27 112H28V111H27ZM29 112H28V113H29ZM8 113H6V114H8ZM28 113H27V114H28ZM32 113H31V115H32ZM1 115H0V116H1ZM9 115H10L9 117H11V114H9ZM35 115H36V114H35ZM4 116H5V115H4ZM6 116H7V115H6ZM21 116H22V115H21ZM21 116H20V117H21ZM24 116H25V115H24ZM28 116H29V115H28ZM25 117H26V116H25ZM30 117H31V119H32V117H34V115H33V116H30ZM3 118H5V117H3ZM27 118H28V117H26L25 120H28ZM5 119H7V117H6ZM21 119H22V118H21ZM8 120H9V118H8ZM17 120H18V119H17ZM29 120H30V118H29ZM29 120H28V121H29ZM3 121H7V120L2 119L0 122H3ZM20 121H21V120H20ZM20 121H18V122H20ZM16 122H17V121H16ZM23 122H24V120H23ZM121 130H122V129H121ZM123 130H124V129H123ZM116 136H117V135H116ZM194 177L197 179L196 181L199 182V183H198V182H197V183H198L199 185H201V187H205L204 185H206V184H205V183L203 182V180H202L200 177H198L195 173H193V174H189V175H186V176H184L183 178H180V179H178V180H175V181H172L171 183H169L168 186H165L163 189H161V190L159 191V194H158V195H154V196H152V195H150V196H142V195H141V196H137V195H136L137 197H134V195H133V197L131 196L132 198L128 197V198H125V199L116 200V201H114V202H111V203L105 205V206H104L99 212H97V214H96L92 219H90L89 223L86 224V225H87L86 228H87V229L89 230V232H90V230H92L93 228H95V227L101 225V231H102V224H105V223H107V222L110 223L111 220L114 221V222H112V224H113V223H116V222H115V219H116V220H120V221H124L125 223L128 222V221H130V220H135V219L139 216L140 213H142L143 211H145L146 208L149 207V206H150V208H151V207H152L151 205H152V204H155L156 201H158V200L160 199V197H162L163 195H165L166 192H167V194H168V191H169L168 189H170V188H172V187H176L177 185L181 184V185H182V191L185 190V192H186L187 189H188V186H190L191 182L195 179ZM237 177H238V176H237ZM236 179H237V178H236ZM237 182H238V181H237ZM233 184H234V183H233ZM231 185H232V184H231ZM239 185H240V184H239ZM192 186H193V185H192ZM195 186H196V185H195ZM232 186H234V185H232ZM166 187H169V188L167 189ZM201 187H200V188H201ZM240 187H241V189H242V185H241ZM243 187H244V186H243ZM200 188H198V189H200ZM211 188H212V187H211ZM220 188H221V187H220ZM220 188H219V189H220ZM229 188H230V187H229ZM172 189H173V188H172ZM216 189H217V188H216ZM221 189H222V188H221ZM230 189H231V188H230ZM235 189H236V188H235ZM241 189H239V190L237 189V191H240ZM256 189H257V188H256ZM166 190H167V191H166ZM180 190H181V189H180ZM190 190H191V189H190ZM225 190H226V189H225ZM257 190H258V189H257ZM182 191H181V192H182ZM196 191H197V188H196ZM201 191H202V190H201ZM215 191H216V190H215ZM219 191H220V190H219ZM252 191H253V192H254V191L256 192V190H252ZM189 192H190V191H189ZM189 192H188V193H189ZM193 192H194V190H193ZM216 192H218V191H216ZM221 192H222V191H221ZM227 192H228V191H227ZM243 192H244V191H243ZM253 192H252V193H253ZM176 193H177V192H176ZM191 193H192V191H191ZM191 193H190V194H191ZM194 193H197V192H194ZM209 193H210V189H209ZM219 193H220V192H219ZM223 193H224V192H223ZM234 193H235V192H234ZM240 193H241V191H240ZM186 194H187V193H186ZM236 194H237V192H236ZM254 194H256V193H254ZM192 195H193V194H192ZM195 195H196V194H195ZM201 195H202V194H201ZM224 195H225V194H224ZM230 195H231V194H230ZM232 195H234V194H232ZM232 195H231V196H232ZM240 195L242 196V194H240ZM252 195H253V194H252ZM252 195H251V197H252ZM129 196H130V195H129ZM187 196H188V194H187ZM204 196H206V195L203 194V197H204ZM213 196H214V195H213ZM213 196H212V197H213ZM218 196H219V195H217V197H218ZM226 196H227V195H226ZM236 196H237V195H236ZM241 196H239V198H240ZM183 197H184V196H183ZM189 197H190V196H189ZM206 197H207V196H206ZM210 197H211V195H210ZM210 197H209V198H210ZM217 197H216V195H215V199H216ZM234 197H235V196H234ZM234 197H233V198H234ZM254 197H256V198H259V197H260V198H261V196H254ZM254 197H253V198H254ZM176 198H177V197H176ZM222 198H223V197H222ZM233 198H230V197H229V199H231V200H232ZM236 198H237V197H236ZM239 198H238V199H239ZM253 198H251V199H253ZM256 198H255V199H256ZM260 198L257 199V201L260 200ZM262 198H263V197H262ZM262 198H261V200H262ZM162 199H163V198H162ZM174 199H175V198H174ZM195 199H196V198H195ZM198 199H199V198H198ZM203 199H205V198H203ZM210 199H211V198H210ZM212 199L214 200V198H212ZM217 199H219V198H217ZM225 199H226V198H225ZM234 199H235V198H234ZM244 199H245V198H244ZM255 199H253V201H256ZM160 200H161V199H160ZM179 200H180V199H179ZM231 200H229V201H231ZM235 200H237V199H235ZM163 201H164V200H163ZM195 201H196V200H195ZM200 201H201V200H200ZM202 201H203V200H202ZM205 201H206V200H205ZM209 201H210V200H209ZM249 201H250V200H249ZM263 201H264V200H263ZM263 201H262V203H263ZM210 202H211V201H210ZM215 202H216V201H215ZM246 202H248V201H246ZM201 203H202V202H201ZM201 203H200L199 205H201ZM206 203H208V202L206 201ZM212 203H213V202H212ZM219 203H220V201H219ZM219 203H217V205H218ZM227 203H228V201H227ZM234 203H235V202H234ZM248 203H252V204L254 203V204H256V202H248ZM189 204H190V203H189ZM203 204H205V203H203ZM203 204H202V205H203ZM208 204H209V203H208ZM239 204H240V203H239ZM243 204H244V203H243ZM257 204H258V203H257ZM158 205H159V204H158ZM158 205H157V206H158ZM199 205H198V206H199ZM205 205H206V204H205ZM220 205H221V204H220ZM228 205L230 206V204H228ZM245 205H247V203H246ZM245 205L242 206V207H244V209L247 207V209H249V210H250V208H252V210H255V208H256V206H252V205H251V207H249V206H245ZM249 205H250V204H249ZM189 206H190V205H189ZM189 206H188V207H189ZM198 206H197V207H198ZM211 206H212V205H211ZM226 206H227V205H225V207H226ZM231 206H232V205H231ZM235 206H236V205H235ZM258 206L261 207L260 205H257V207H258ZM192 207H193V205H192ZM199 207H200V206H199ZM201 207H202V206H201ZM206 207H207V206H206ZM225 207H224V208H225ZM236 207H237V206H236ZM80 208H81V207H80ZM150 208H149V209H150ZM210 208H211V207H210ZM213 208H214V207H213ZM219 208H220V207H219ZM239 208H240V207H239ZM253 208H254V209H253ZM149 209H148V210H149ZM185 209H186V208H185ZM193 209H195V208L193 207ZM196 209H197V211H198V208H196ZM202 209H203V208H202ZM222 209H223V208H222ZM229 209H230V208H229ZM234 209H235V208H234ZM234 209H231V210H234ZM240 209H241V208H240ZM244 209H241V210H244ZM256 209H258V208H256ZM164 210H165V209H164ZM178 210H179V209H178ZM200 210H201V209H200ZM203 210H204V209H203ZM203 210H202V212H203ZM224 210H225V209H224ZM249 210H248V212H249ZM252 210H251V211H252ZM261 210H262V209H261ZM59 211H60V210H59ZM186 211H187V210H186ZM186 211H185V213H186ZM188 211H189V210H188ZM210 211H212V210L210 209L207 213H201V212L198 213V215L195 216L196 220H197L198 218H199L200 220H204L205 215L211 217L212 220H214V219L217 220V219H218V216H220L219 214L222 213V212H220V211H222L221 209L218 211L219 213H217V212L215 211V209L213 210L214 212H210ZM237 211H238V210H237ZM245 211H246V209H245ZM145 212H146V211H145ZM148 212H150V211H148ZM163 212H164V211H163ZM163 212H162V213H163ZM191 212H192V211H191ZM205 212H206V211H205ZM224 212H225V211H224ZM238 212H239V214L241 215L243 211H241V212L238 211ZM238 212H236V213H238ZM248 212H246V213H248ZM257 212H258V211H257ZM257 212H256V213H257ZM260 212H261V211H260ZM156 213H157V212H156ZM162 213H161V214H162ZM171 213H172V212H171ZM171 213H170V214H171ZM183 213H184V212H183ZM183 213L180 214V219H181V216L183 215ZM185 213H184V215H185ZM188 213H189V212H188ZM227 213H228V212H227ZM246 213H245V214H242L241 216L243 217V215H246ZM252 213H253V212H252ZM144 214H145V213H144ZM150 214H151V213H150ZM157 214H158V213H157ZM157 214H156V215H157ZM161 214H160V216H161ZM194 214H195V212H194ZM194 214H193V215H194ZM234 214H235V212H234ZM234 214H233V215H234ZM154 215H155V214H154ZM158 215H159V214H158ZM163 215H164V214H163ZM168 215H169V214H168ZM184 215H183L182 217H184ZM188 215H189V214H188ZM191 215H192V214H191ZM237 215H238V214H237ZM146 216H148V213H147ZM166 216H167V215H166ZM177 216H178V215H177ZM177 216H176V218L173 217L172 220H171V219H168V220L164 219V222H163L161 225L159 224V227L161 226L160 228H162V229H160L161 232H162V233H161L162 235H160L161 238L164 237L165 234L167 235V233H169V234H172V233L177 234V233H179V231H182V230H184L185 228H187L188 225H189V226L191 225V224H190V222H191V220H190L191 217H190V219H185V218H184V219H181V220H180V219H177ZM229 216H231V215L229 214ZM235 216H236V215H235ZM247 216H249V214H248ZM255 216H256V215H255ZM140 217H141V216H140ZM142 217H143V216H142ZM144 217H145V215H144ZM144 217H143V219H142L143 221H144ZM150 217H151V216H150ZM153 217H154V216H153ZM163 217H164V216H163ZM186 217H188V216H186ZM227 217H228V216H227ZM236 217H239V215L236 216ZM242 217H240V219H241ZM145 218H146V217H145ZM155 218H156V217H155ZM211 218H210V219H211ZM229 218H230V217H229ZM147 219H149V217H148ZM157 219H158V217H157ZM193 219H194V218H193ZM232 219H233V221H232V225H233V223L235 224L236 220H234L235 218H233V217H232ZM245 219H246V218H245ZM254 219H255V218H254ZM152 220H153V219H152ZM154 220H156V219H154ZM161 220H163L162 217H161ZM161 220H159V222H161ZM173 220H175V221H173ZM224 220H225V219H224ZM229 220H231V218H230ZM249 220H250V219H249ZM145 221H146V219H145ZM157 221H158V220H157ZM172 221H173V222H172ZM245 221H246V220H245ZM262 221H263V220H262ZM262 221H261V222H262ZM169 222H170V223L172 222V223L169 224ZM215 222H216V221H215ZM215 222H214V223H215ZM227 222H228V221H227ZM139 223H140V222H139ZM217 223H218V222H217ZM236 223H237V222H236ZM241 223H242V222H241ZM244 223H245V222H244ZM244 223H243V224H244ZM248 223H249V222H248ZM248 223H247V224H248ZM56 224H57V222H56ZM117 224H118V222H117ZM117 224H116V225H117ZM119 224H121V223H119ZM119 224H118V225H119ZM127 224H128V223H127ZM136 224H137V223H136ZM140 224H141V223H140ZM140 224H139V225H140ZM152 224H153V221H152L151 225H149V224H148V225H149V226H152ZM200 224H201V223H200ZM211 224H212V223H211ZM220 224H222V223H220ZM239 224H240V223H239ZM250 224H251V222H250ZM65 225H66V224H65ZM110 225H111V224H110ZM113 225H114V224H113ZM134 225H135V224H134ZM143 225H144V224H143ZM215 225H216V224H215ZM222 225H223V224H222ZM59 226H61V224H60ZM59 226H57V227H59ZM103 226H104V225H103ZM108 226H109V225H108ZM114 226H115V225H114ZM119 226H120V225H119ZM122 226H123V225H122ZM149 226H148V227H149ZM203 226H204V225H203ZM218 226H219V225H218ZM245 226H246V224H245ZM256 226H258V225H256ZM65 227H67V225H66ZM68 227H69V226H68ZM68 227H67V230H68ZM117 227H118V226H117ZM120 227H121V226H120ZM126 227H128V226L126 225ZM132 227H133V225H132ZM136 227H137V226H136ZM138 227H139V226H138ZM140 227H141V225H140ZM145 227H146L147 230H149V229L147 228L146 225H145ZM152 227H153V226H152ZM152 227H151V228H152ZM204 227H205V226H204ZM249 227H250V225H249ZM254 227H255V225H254ZM262 227H263V226H262ZM61 228H62V227H61ZM61 228H59V229H57V230H60ZM63 228H64V227H63ZM105 228H106V224H105ZM107 228H108V227H107ZM113 228H115V227H113ZM113 228H112V229H113ZM123 228H124V227H123ZM133 228H134V227H133ZM199 228H200V227H199ZM205 228H206V227H205ZM240 228H241V227H240ZM263 228H264V227H263ZM87 229H85V231H86ZM118 229H119V228H118ZM118 229L116 230L117 235H118ZM121 229H122V228H121ZM121 229H120V230H121ZM141 229H143V228H141ZM154 229H156V228L153 227V230H154ZM188 229H189V228H188ZM225 229H227V228H225ZM253 229H254V228H253ZM253 229H250V230H253ZM257 229H258V228H257ZM63 230H65V229H63ZM63 230H60L61 233H60V231H58L57 233L63 234V233H62ZM69 230H71V229L69 228ZM69 230H68V231H69ZM88 230H87V231H88ZM93 230L95 231L96 229H93ZM93 230H92V231H93ZM103 230H104V229H103ZM122 230H124V229H122ZM125 230H126V229H125ZM131 230H132V229H131ZM138 230H139V229H138ZM147 230H145V231H147ZM150 230H151V229H150ZM202 230H203V229H202ZM233 230H234V229H233ZM259 230H260V229H259ZM259 230H258V231H259ZM53 231H54V230H52V232H53ZM92 231H91V232H92ZM114 231H115V230H114ZM132 231H133V233H134L135 230H132ZM132 231H131V232H132ZM140 231H141V230H140ZM143 231H144V230H143ZM145 231H144V232H145ZM158 231H159V230H158ZM192 231H193V230H192ZM195 231H196V230H195ZM208 231H209V230H208ZM214 231H215V230H214ZM238 231H239V230H238ZM243 231H244V230H243ZM245 231H246V230H245ZM248 231H249V230H248ZM255 231L257 232V230H255ZM65 232H66V231H65ZM91 232H90V233H91ZM129 232H130V231H129ZM147 232H148V231H147ZM149 232H150V231H149ZM155 232H156V231H155ZM182 232H183V231H182ZM186 232H187V231H186ZM186 232H184V233H186ZM252 232H253V231H252ZM66 233H67V232H66ZM66 233H64V236H66V235H65ZM85 233H88V232H85ZM85 233H84V234H85ZM90 233H89V234H90ZM94 233H95V232H94ZM126 233H128V232H126ZM126 233H124V234H126ZM135 233H136V232H135ZM141 233H143V232H141ZM145 233H146V232H145ZM145 233H144V234H145ZM150 233H152V232H150ZM191 233H192V232H191ZM221 233H222V232H221ZM227 233H228V232H226L225 234H227ZM247 233H248V232H247ZM249 233H250V232H249ZM48 234H49V233H48ZM48 234H47V236H48V237L51 236V238H56V236L59 235V234L57 235V234L55 233L56 236L53 237V236H54L53 233H52L53 236H52V235H48ZM68 234L70 235V233H68ZM115 234H116V233H115ZM136 234H139V233H136ZM156 234H157V232H156L155 235H153V236H156ZM158 234H159V233H158ZM175 234H172V237H173V235H175ZM180 234H181V233H180ZM198 234H199V232H198ZM205 234H206V233H205ZM208 234H209V233H208ZM216 234H218V232H217ZM223 234H224V232H223ZM239 234H240V233H239ZM245 234H246V233H245ZM256 234H257V233H256ZM261 234H262V233H261ZM87 235H88V234H87ZM87 235H86V236H87ZM93 235H94V234H93ZM128 235H130V233H129ZM128 235H127V237H128ZM133 235H134V234H133ZM133 235H132V238H133ZM214 235H215V234H214ZM214 235H213V237H214ZM237 235H238V234H237ZM59 236H60V238L62 239V236H63V235H62V236L59 235ZM59 236L57 237L58 240H59ZM64 236H63V237H64ZM67 236H68V235H67ZM67 236H66V237H67ZM83 236H84V235H83ZM119 236H120V238H118L119 241H120V240L122 241V240L125 239V237H124V239H123V238L121 239V235H120V234H119ZM123 236H124V235H123ZM134 236H135V235H134ZM138 236H139V235H138ZM157 236L159 237V235H157ZM157 236H156V238H157ZM180 236H181V235H180ZM198 236H199V235H198ZM200 236H201V235H200ZM218 236H219V235H218ZM239 236H241V235H239ZM252 236H254L253 238H256L258 235H256V237H255V235H254V233H253ZM252 236H251V237H252ZM43 237H44V236H43ZM90 237H92V236H90ZM136 237H137V236H136ZM143 237H144V236H142L141 238H143ZM145 237H147V236H145ZM149 237L151 238V236H149ZM165 237H166V236H165ZM165 237H164V238H165ZM170 237H171V236H170ZM210 237H211V236H210ZM222 237H223V235H222ZM222 237L219 238V240H220L221 242H222ZM247 237H248V236H247ZM44 238H45V237H44ZM44 238H43L42 240L46 241L47 237H46L45 239H44ZM81 238H82V237H81ZM81 238H80V239H81ZM83 238H84V237H83ZM83 238H82V239H83ZM116 238H117V237H116ZM129 238H130V237H129ZM132 238H131V240H132ZM134 238H135V237H134ZM173 238H174V237H173ZM181 238H182V236H181ZM204 238H205V237H204ZM208 238H209V236H208ZM208 238H207V239H208ZM225 238H226V237H225ZM225 238H223V239H225ZM229 238H230V237H229ZM229 238H227V239H229ZM234 238H235V237H234ZM249 238H250V237H249ZM253 238H252V240H253ZM48 239H49V238H48ZM61 239H60V240H61ZM80 239H79V240H80ZM86 239H87V238L85 237L84 240H86ZM88 239H89V238H88ZM118 239H117V240H118ZM152 239H153V238H151V240H152ZM154 239H155V238H154ZM166 239H167V237H166ZM187 239H188V237H187ZM197 239H198V238H197ZM211 239H212V238H211ZM217 239H218V238H217ZM217 239H216V241L218 242ZM239 239H240V238H239ZM239 239H236L235 241H237V240H239ZM245 239H246V238H245ZM247 239H248V238H247ZM52 240H53V239H52ZM58 240H57V241H58ZM60 240H59V242H60ZM133 240H135V239H133ZM133 240H132V241H133ZM158 240H159V239H158ZM171 240H172V239H171ZM179 240H180V238H179ZM200 240H201V239H200ZM203 240H206V239H202V241H203ZM213 240H214V238H213ZM248 240H249V239H248ZM254 240H255V239H254ZM254 240H253V241H254ZM263 240H264V239H263ZM50 241H51V239H50ZM54 241H55V240H54ZM57 241H55V242H53V243H56ZM61 241H63V240H61ZM132 241H131V242H132ZM141 241H143V239H142ZM144 241H145V240H144ZM161 241H162V239H161ZM161 241H160V242H161ZM165 241H166V240H165ZM202 241H201V242H202ZM208 241H209V240H208ZM208 241H207V242H208ZM216 241H215V243H216ZM220 241H219V242H220ZM235 241H234V242H235ZM240 241H241V240H240ZM240 241H237V242H240ZM242 241H244V240H242ZM250 241H251V240H250ZM257 241H258V240H257ZM70 242H71V241H70ZM115 242H116V241H115ZM123 242H124V241H123ZM125 242H127V241H125ZM138 242H139V240H138ZM145 242H146V241H145ZM149 242H150V241H149ZM152 242H153V240H152ZM155 242H158V241H155ZM168 242H169V241H168ZM172 242H173V241H172ZM189 242H190V241H189ZM198 242H199V241H198ZM210 242H211L210 244H212V241H210ZM213 242H214V241H213ZM221 242H220V243H221ZM225 242H226V241H225ZM254 242H255V241H254ZM263 242H264V241H263ZM60 243H61V242H60ZM142 243H143V242H141V244H142ZM150 243H151V242H150ZM150 243H149V244H150ZM183 243H184V242H183ZM208 243H209V242H208ZM226 243H227V242H226ZM235 243H236V242H235ZM251 243H252V241H251ZM121 244H122V243H121ZM123 244H124V243H123ZM123 244H122V245H123ZM128 244H129V243H128ZM130 244H131V243H130ZM130 244H129V245H130ZM135 244H138V243H135ZM151 244H152V243H151ZM154 244H155V243H154ZM163 244H165V243L162 242V247H163ZM166 244H167V243H166ZM168 244H169V243H168ZM177 244H178V243H177ZM179 244H180V243H179ZM185 244H186V243H185ZM196 244H197V245H196V247H197V246L199 245V244L197 243V241H196ZM223 244H224V243H223ZM232 244H233V243H232ZM239 244H240V243H239ZM243 244H244V243H243ZM243 244H242V245H243ZM249 244H250V242H249ZM249 244H247V245H249ZM252 244H253V243H252ZM256 244H257V243H256ZM115 245H116V244H113V247H116V246H117V245H116V246H115ZM139 245H140V243H139ZM145 245L147 246L146 243H145ZM203 245L205 246L206 244H203ZM212 245H214V244H212ZM217 245H219V243H217ZM228 245H229V244H228ZM236 245L238 246V244H236ZM236 245H235V247L237 248ZM250 245H251V244H250ZM58 246H59V245H58ZM123 246H124V245H123ZM134 246H135V245H134ZM136 246H137V245H136ZM150 246H151V245H150ZM167 246H169V245H167ZM167 246H165V247H167ZM174 246H175V245H174ZM178 246H179V245H178ZM185 246H187V244H186ZM190 246H192V245L189 244L188 248H189ZM209 246H210V245H209ZM209 246H207L206 248H208ZM232 246L234 247V245H232ZM254 246H255V243H254ZM254 246H253V247H254ZM262 246H264V243H263ZM118 247H120V246H117V249H118ZM125 247H127V246L125 245ZM125 247H123L122 250H123ZM141 247H142V246H141ZM144 247H145V246H144ZM148 247H149V246H148ZM182 247H183V246H182ZM193 247H194V246H193ZM198 247H199V246H198ZM200 247H201V248H200ZM200 247H199V248H200V250H201V249H202V246H200ZM212 247H213V246H212ZM230 247H231V243H230ZM245 247H246V246H245ZM256 247H258V246H256ZM260 247H261V245H260ZM260 247H259V248H260ZM120 248H121V247H120ZM130 248H131V247H130ZM130 248L128 247V249H130ZM137 248H138V246H137ZM137 248H136V249H137ZM146 248H147V247H146ZM152 248H154V247H151V249H152ZM170 248H171V247H169V249H168L169 251H167V252H170ZM184 248H185V247H184ZM184 248H182V249L184 250ZM186 248H187V247H186ZM199 248H196V249L199 250ZM203 248H204V247H203ZM225 248H226V246H225ZM225 248L222 247L221 249L223 250V249H225ZM231 248H232V247H231ZM250 248H252V247H250ZM126 249H127V248H126ZM126 249H125V250H126ZM133 249H134V248H133ZM136 249H135V250H136ZM155 249H156V246H155ZM165 249H167V248H165ZM165 249L163 248V249H162V252H163V250H164V252H165ZM172 249H173V248H172ZM175 249H177V248H175ZM175 249H173V250H175ZM178 249H179V248H178ZM178 249H177V251L182 250V249H180V250H178ZM190 249H191V247H190ZM208 249H209V248H208ZM214 249H215V245H214ZM217 249H218V248H217ZM240 249H241V251H245V252H246V250L243 249V246H242V248H240ZM242 249H243V250H242ZM114 250H115V249H114ZM119 250H120V249H119ZM125 250H124V251H125ZM135 250L133 251V255H134ZM138 250H140V247L137 249V251H138ZM142 250H143V248H142ZM146 250H148V248H147ZM149 250H150V249H149ZM156 250H157V249H156ZM156 250H155V251H156ZM158 250H160V249H159V246H158ZM192 250H193V249H192ZM192 250H191V251H192ZM211 250H212V248H211ZM225 250H226V249H225ZM248 250H249V249H248ZM248 250H247L246 254H244V253H242V252H241V254L247 255V253L251 251V250H250V251H248ZM255 250H256V249H255ZM261 250H262V249H261ZM60 251H61V250H60ZM62 251H63V250H62ZM62 251H61V252H62ZM66 251H67V250H66ZM105 251H106V250H105ZM124 251H121V252L123 253ZM127 251H128V250H127ZM137 251H136V252H137ZM144 251H145V249L141 252V254H142L141 256H142V257H144L143 255H147V254L149 253V252H147L146 254H143ZM151 251H152V250H151ZM151 251H150V252H151ZM160 251H161V250H160ZM160 251H158V252L160 253ZM185 251H186V255H187V254L189 255V253H187V252L189 251V249H187V250H185ZM193 251H196V250H193ZM203 251H206L205 248H204ZM215 251H217V250H215ZM215 251H214V252H215ZM227 251H228V250H227ZM232 251H234V250H232ZM236 251H238V250H236ZM239 251H240V250H239ZM257 251H259V249H258ZM113 252H114V251H113ZM138 252H140V251H138ZM145 252H146V251H145ZM153 252H154V251H153ZM158 252H157V253H158ZM180 252H181V251H180ZM200 252H202V251H200ZM214 252H213V253H214ZM251 252H252V253H251ZM251 252L248 253V256H252V255H253L254 251H251ZM67 253H68V252H67ZM67 253H66V254H67ZM114 253H116V252H114ZM114 253H112V254H114ZM119 253H120V252H119ZM119 253H118V254H119ZM122 253H121V254H122ZM124 253H126V252H124ZM124 253H123V254H124ZM129 253H131V252H129ZM129 253H128V254H129ZM171 253H172V251H171ZM171 253H170V254H171ZM175 253H176V252H175ZM175 253H173V254H174L173 256H176ZM181 253H182V252H181ZM181 253H178V254L180 255ZM183 253H184V252H183ZM206 253H207V252H206ZM206 253H205V254H206ZM208 253H209V251H208ZM208 253H207L206 255H208ZM215 253H217V252H215ZM221 253L228 255V257H229V255L231 254V252H230V254H227V252L225 253V252H222V251H221ZM221 253L219 254L218 257H217L216 254H215L214 257L216 256V257L219 259ZM239 253H240V252H239ZM259 253H260V252H259ZM168 254H169V253H168ZM168 254H167V255H168ZM190 254H191V253H190ZM194 254H195V253H194ZM196 254H201V253H197V252H196ZM210 254H211V256L213 255L212 252H211ZM210 254L208 255V257L210 256ZM217 254H218V253H217ZM233 254H234V253H233ZM236 254H237V252H236ZM251 254H252V255H251ZM119 255H120V254H119ZM133 255H132V256H133ZM136 255H137V253H136ZM136 255H135V256H136ZM149 255H150V254H149ZM152 255H154V254H152ZM158 255L161 256V254H158ZM158 255H156L155 258H157ZM163 255L166 256L165 253L162 254V256H163ZM171 255H172V254H171ZM181 255H182V254H181ZM191 255L193 256V254H191ZM202 255H203V253H202ZM206 255H205V256H206ZM244 255H243V256H244ZM98 256H99V255H98ZM102 256H103V255H102ZM113 256H114V258H116V257H115V254H114ZM120 256H122V255H120ZM123 256H124V255H123ZM123 256H122V257H123ZM125 256H126V255H125ZM127 256H128V255H127ZM129 256H131V255L129 254ZM129 256H128L129 259L132 258V259H130L131 262H132V260H135V259L138 260V258H135L134 256H133L134 259H133L132 256H131V257H129ZM177 256H178V255H177ZM182 256H183V255H182ZM189 256H190V255H189ZM189 256H188V257H189ZM200 256H201V255H200ZM203 256H204V255H203ZM224 256H225V255H223V258L225 259ZM230 256H231L230 258H228V257H227V258H228L229 260H232V261H233V260L235 259V257H236V255H235V257H234L233 255H230ZM232 256L234 257V259H231ZM238 256H239V254H238ZM243 256H242V257H243ZM256 256L258 257V254H256ZM68 257H69V256H68ZM136 257H137V256H136ZM138 257H139V254H138ZM146 257H147V256H146ZM146 257H145V258H146ZM167 257H168V256H166L165 258L168 259ZM169 257H170V255H169ZM171 257H172V256H171ZM180 257H181V256H180ZM198 257H199V255H198ZM206 257H207V256H206ZM212 257H213V256H212ZM254 257H255V256H254ZM261 257H262V254H261ZM117 258L120 259L121 257H117ZM117 258H116L115 260H117ZM145 258H144V260H145ZM153 258H154V257H153ZM165 258H164V259H165ZM172 258H173V261H174V257H172ZM172 258H170V259H172ZM182 258H183V257H182ZM189 258L191 259V257H189ZM200 258H201V257H200ZM210 258H211V257H210ZM217 258H216V259H217ZM221 258H222V255H221ZM236 258H237V257H236ZM238 258H239V257H238ZM243 258H244V257H243ZM248 258H250V257H248ZM248 258H247V257L245 258V260H246L245 262H247ZM262 258H263V257H262ZM262 258H261V259H262ZM158 259L160 260V257H159ZM158 259H157V261H159ZM161 259H163V258H161ZM184 259H185V258H184ZM195 259H199V258H196V256H195ZM203 259H204V257H203ZM203 259H202V261H201V264H202V262H203ZM205 259H207V258H205ZM211 259H213V258H211ZM211 259H210V260H211ZM214 259H215V258H214ZM214 259H213V260H214ZM216 259H215V260H216ZM239 259H240V258H239ZM239 259H238V261H240V262L242 263L243 260H242V259L239 260ZM99 260H100V259H99ZM121 260H122V259H121ZM121 260H118V261H121ZM126 260H127V259H126ZM137 260H136V261H137ZM140 260H141V259L139 258V261H140ZM147 260H148V259H147ZM151 260H152V259H151ZM177 260H179V258H178ZM187 260L189 261V259H187ZM187 260H186V261H187ZM208 260H209V259H207V261H208ZM215 260H214V262H215ZM221 260H222V259H221ZM221 260H220V261H221ZM225 260L227 261V259H225ZM225 260H224L223 262H225ZM251 260H252V261H250L251 263H249V264H258V262H257V263L254 262L255 259H254V260L251 259ZM263 260H264V258H263L262 261H261L262 263L264 262ZM66 261H67V260H66ZM118 261H117V262H118ZM124 261H125V260H124ZM127 261H128V260H127ZM127 261H126V262H127ZM142 261H143V259L141 260V262H142ZM154 261H156V260H154ZM161 261H162V260H161ZM161 261H159V262H161ZM183 261H185V260H183ZM188 261H187V263H188ZM191 261H192V260H191ZM197 261H199V260H197ZM207 261L204 262L203 264H208ZM216 261H217V260H216ZM218 261H219V260H218ZM220 261H219V262H220ZM232 261H231V262H232ZM235 261H237V260L235 259ZM122 262H123V260H122ZM128 262H129V261H128ZM128 262H127V263H128ZM144 262H145V261H144ZM146 262L149 263V260L146 261ZM163 262H165V263H162V262H161V263H162V264H168V263H170V262H166V261H164V260H163ZM171 262H172V261H171ZM175 262H176V260H175ZM175 262H173V264H175ZM177 262H179V261H177ZM193 262H194V257H193ZM193 262H192V263L189 262V264H190V263L193 264ZM208 262H210V261H208ZM211 262H212V261H211ZM211 262H210V263H211ZM221 262H222V261H221ZM227 262H228V261H227ZM229 262H230V261H229ZM240 262H239L238 264H240ZM248 262H249V261H248ZM261 262H260V263H261ZM87 263H88V262H87ZM132 263H133V262H132ZM132 263H130V264H132ZM134 263H135V261H134ZM136 263L139 264V262H136ZM136 263H135V264H136ZM148 263H147V264H148ZM152 263L154 264V262H151L150 264H152ZM161 263H160V264H161ZM184 263H185V262H184ZM187 263H186V264H187ZM197 263H198V262H197ZM210 263H209V264H210ZM262 263H261V264H262ZM106 264H107V262H106ZM140 264H141V263H140ZM143 264H144V263H143ZM170 264H172V263H170ZM178 264H180V262H179ZM194 264H195V262H194ZM211 264H212V263H211ZM214 264H215V263H214ZM219 264H220V263H219ZM222 264H223V263H222ZM228 264H231V263H228ZM233 264H235V262H234ZM242 264H243V263H242ZM245 264H247V263H245Z\"/></svg>",
    "mask_w": 264,
    "mask_h": 264
}]
</instances>
